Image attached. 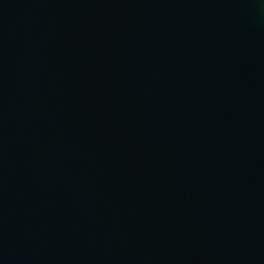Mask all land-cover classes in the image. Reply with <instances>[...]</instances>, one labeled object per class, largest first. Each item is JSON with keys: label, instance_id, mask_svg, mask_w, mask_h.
Returning a JSON list of instances; mask_svg holds the SVG:
<instances>
[{"label": "water", "instance_id": "1", "mask_svg": "<svg viewBox=\"0 0 264 264\" xmlns=\"http://www.w3.org/2000/svg\"><path fill=\"white\" fill-rule=\"evenodd\" d=\"M0 264H264V0H0Z\"/></svg>", "mask_w": 264, "mask_h": 264}]
</instances>
